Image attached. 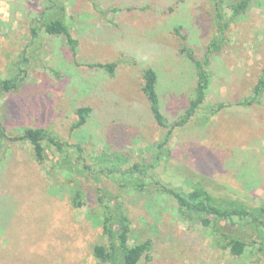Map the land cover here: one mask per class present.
Instances as JSON below:
<instances>
[{
	"label": "rangeland",
	"instance_id": "374dc122",
	"mask_svg": "<svg viewBox=\"0 0 264 264\" xmlns=\"http://www.w3.org/2000/svg\"><path fill=\"white\" fill-rule=\"evenodd\" d=\"M236 2L223 0L229 26L217 39L221 49L211 58L202 108L173 130L164 146L168 159L150 168L147 186L136 189L120 187L122 175L108 169L150 163L166 134L142 94L141 72L155 71L168 123L182 117L193 97L195 72L174 29L181 27L201 58L218 36L212 0H69L63 14L75 51L62 36L41 31L32 38L30 28L49 1L0 0V80H19L0 98L2 124L10 136L42 127L63 143L61 152L47 150L41 164L29 143H0V264H96L93 245H107L100 221L103 195L118 200L130 245L150 240L138 264H264L257 247L232 257L210 229L185 218L172 197L150 185L185 189L190 183L183 176L194 171L211 177L206 182L241 186L249 197L264 199V97L260 104L237 106L251 95L264 67V0H252L244 16L231 20L229 7ZM97 63L115 64L113 73L91 67ZM221 103L226 107L202 124ZM80 107L90 112L84 125L72 129ZM32 190L39 199L30 198ZM76 190L82 192L79 208L70 200ZM46 196L56 210L42 207ZM30 212L37 214L38 229L32 232L24 219Z\"/></svg>",
	"mask_w": 264,
	"mask_h": 264
},
{
	"label": "trees",
	"instance_id": "16d2710c",
	"mask_svg": "<svg viewBox=\"0 0 264 264\" xmlns=\"http://www.w3.org/2000/svg\"><path fill=\"white\" fill-rule=\"evenodd\" d=\"M47 1H49L48 6L44 9V12L40 14L38 21H34V26L30 28L32 38H37L41 31L48 36H62L70 45L71 50L75 51L77 42L71 36L63 14L65 11V2L69 0ZM251 3L252 0H237L236 3L230 5L231 20L244 16L250 9ZM222 4L223 0H212L218 36H215L209 43L201 58L195 57L194 50L187 45L186 37L181 33V27L174 29V33L180 40V52L190 60L195 72L193 97L189 101L188 108L182 117L173 123H168L160 109L156 93L157 76L155 71L152 68H146L141 72L142 94L149 104V109L154 121L159 127L166 130V134L164 138L156 144V153L150 163H132L127 169H123L122 167V170L113 169V172L108 169L111 175L114 173L122 175L124 183L118 181L120 187H125L126 185H133L136 189H143L146 187L148 181H150L147 178V171L155 165H158L161 161H166L168 159L164 146L171 139L173 130L183 127L195 116L196 112L202 108L210 84L211 71L209 70V66L211 58L214 53L219 52L221 49V38L220 41L217 39L219 36L223 37V34L229 26V21L224 20ZM91 67H98L112 74L115 64L97 63ZM18 82L19 80H17L16 77L0 80V98L3 94L16 89ZM263 97L264 67L251 90V95L237 103V106L249 107L253 104H260ZM225 107L226 104L221 103L210 108V110H208V116L202 120V124L209 121L210 115H214ZM89 112L90 108L88 107L77 108L75 110L77 121L73 124L72 129H77L84 125ZM7 141H22L29 143L34 161L37 164H41L45 160L47 150L51 147H54L58 152L63 151V143L57 141L46 129L42 127H27L22 129L20 134L10 136L0 118V143L3 144ZM73 147L77 153V161L82 163L83 149L81 145L77 144ZM54 156L56 155L52 153V157ZM126 160L128 161L126 163L128 165L129 159ZM61 167L67 172L71 171L70 166L64 167L63 165ZM84 169L85 172L88 173L86 166ZM183 177H187L188 183H190L185 189L171 184H160L156 181L151 182L150 185L163 194L172 197L178 206V210L185 218L195 220L199 222L202 227L210 229L214 237L224 242L222 246L228 250L232 257H240L249 248L254 247H257L259 251L264 253L263 198H259L260 200H258L255 199L258 196L249 197L248 193H246L241 186L236 188L233 185L228 186L217 180L206 182V180L211 177L202 174L199 175L194 171H191V174L189 173L188 176L186 174V176ZM32 191L34 196L30 198H38L37 195L39 194L34 192V190ZM48 195L57 197L58 199L62 197H60V195H54L52 192H48ZM50 196H46L48 197L47 199L44 197L47 201L44 199L41 200L43 203L42 207L47 211H54L56 209L53 205V201L50 200ZM102 197L100 204L103 208V214L100 221L102 233L107 238V245H93L92 256L96 264H138L142 257L151 249L150 240L130 245L129 224L124 212L121 211L118 200H114V198H112V200L111 198L107 200L108 197H105V195ZM70 200L74 207H81L83 205L82 192L78 190L74 191ZM25 207L26 206H23V208ZM36 217V213L30 212L29 215H26L24 218L26 220L25 227L29 232L38 229L36 226ZM46 218L50 217L47 216ZM40 226L41 229L45 227L42 221ZM30 237L35 239L38 238V236L32 237V235H30Z\"/></svg>",
	"mask_w": 264,
	"mask_h": 264
}]
</instances>
